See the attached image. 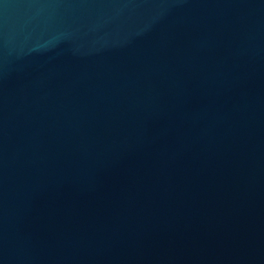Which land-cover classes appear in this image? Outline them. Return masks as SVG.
Returning <instances> with one entry per match:
<instances>
[{"label": "water", "instance_id": "95a60500", "mask_svg": "<svg viewBox=\"0 0 264 264\" xmlns=\"http://www.w3.org/2000/svg\"><path fill=\"white\" fill-rule=\"evenodd\" d=\"M0 264H264V0H0Z\"/></svg>", "mask_w": 264, "mask_h": 264}]
</instances>
